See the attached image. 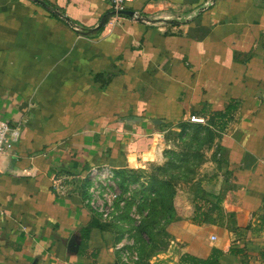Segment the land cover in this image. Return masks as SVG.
Instances as JSON below:
<instances>
[{
  "label": "crops",
  "instance_id": "0c3cea01",
  "mask_svg": "<svg viewBox=\"0 0 264 264\" xmlns=\"http://www.w3.org/2000/svg\"><path fill=\"white\" fill-rule=\"evenodd\" d=\"M204 1L126 0L149 22L115 14L97 28L107 0H0V118L21 131L0 158V264H139L118 173L145 168L149 151L160 162L190 122L213 128L219 150L152 231L149 261L264 264V0L198 13ZM103 165L117 176L112 218L84 183L53 188Z\"/></svg>",
  "mask_w": 264,
  "mask_h": 264
},
{
  "label": "rangeland",
  "instance_id": "374dc122",
  "mask_svg": "<svg viewBox=\"0 0 264 264\" xmlns=\"http://www.w3.org/2000/svg\"><path fill=\"white\" fill-rule=\"evenodd\" d=\"M176 136L178 141H175L173 147L163 149V159L160 162H152L151 158L145 168L131 172L137 180L125 182L122 188L130 191L125 221L130 220L132 226L147 229L146 233L140 231L142 264H152L149 260L152 259V233L156 232L155 228H164V220L170 213H176L185 193L189 198L194 197L202 163L216 157L219 150L215 146L216 131L206 124L190 122L189 125L179 127ZM210 149H213L211 153ZM153 179L163 185L160 186L161 190L157 189L161 195L158 199L152 195V187H149L152 186ZM155 203L158 209L154 208ZM140 220L142 224L139 225ZM158 238L159 235L156 239Z\"/></svg>",
  "mask_w": 264,
  "mask_h": 264
},
{
  "label": "built area",
  "instance_id": "2783aa9c",
  "mask_svg": "<svg viewBox=\"0 0 264 264\" xmlns=\"http://www.w3.org/2000/svg\"><path fill=\"white\" fill-rule=\"evenodd\" d=\"M111 6V10L119 11L125 9L126 0H107ZM218 0H205L204 3L198 7V13L212 7ZM60 17L69 22L65 16L59 12ZM133 19L141 18L145 22L149 19L139 16L134 12ZM181 20V15L176 16V21ZM73 29L77 30L76 25L69 22ZM190 120L193 122H201L202 118L191 116ZM19 126L12 125L11 123L0 118V158L4 156L20 138ZM117 176L112 171V168L107 165L92 166L81 177L72 176L68 174H60L52 179L53 188L61 191L62 193L68 192L69 183L78 182L80 185L84 183V189L88 193V202L90 205L102 213L104 218H112L116 213L113 201L118 199L119 190L116 185ZM112 187V188H111Z\"/></svg>",
  "mask_w": 264,
  "mask_h": 264
},
{
  "label": "trees",
  "instance_id": "16d2710c",
  "mask_svg": "<svg viewBox=\"0 0 264 264\" xmlns=\"http://www.w3.org/2000/svg\"><path fill=\"white\" fill-rule=\"evenodd\" d=\"M133 172L132 170L130 171H123V172H119L118 175L120 177V180H119V185L120 187H124V183L125 182H131V181H136L137 179L133 176V174L131 173ZM152 186L150 185L149 187L151 188L152 187V192L154 193V197H157V199L159 197H161L160 195V192L157 190L158 188L161 190V187L160 186H163V185H159L157 180H154L152 181ZM158 184V185H157ZM156 185L158 187H156ZM154 186V187H153ZM156 191V192H155ZM150 192V193H152ZM157 194V195H156ZM147 195V194H145ZM148 196V195H147ZM149 198V196H148ZM155 199V198H154ZM129 206V203L127 205V207ZM152 210H153V203H152ZM153 215L155 214V210L152 211ZM140 230L143 232H147V229L146 227H141ZM141 254V253H140ZM215 254V253H214ZM139 264H142L141 261L139 262ZM180 264H218V261L216 260L215 257H212V258H208V259H200V258H197V257H194V256H191L189 254H185L181 257L180 259Z\"/></svg>",
  "mask_w": 264,
  "mask_h": 264
},
{
  "label": "water",
  "instance_id": "95a60500",
  "mask_svg": "<svg viewBox=\"0 0 264 264\" xmlns=\"http://www.w3.org/2000/svg\"><path fill=\"white\" fill-rule=\"evenodd\" d=\"M115 14H121V15H127V16H130L132 17L134 12L133 11H130V10H119V11H113L111 10L110 12L104 14L102 16V18L100 19V22L97 26V28H100L111 16L115 15ZM137 20H142L141 18H137Z\"/></svg>",
  "mask_w": 264,
  "mask_h": 264
},
{
  "label": "clouds",
  "instance_id": "9594fccd",
  "mask_svg": "<svg viewBox=\"0 0 264 264\" xmlns=\"http://www.w3.org/2000/svg\"><path fill=\"white\" fill-rule=\"evenodd\" d=\"M141 147H144V145H142L140 142H135L128 145V151L130 153L129 160H134V156L132 154L135 153ZM145 158L148 159L155 157L152 155V152L149 151L145 153Z\"/></svg>",
  "mask_w": 264,
  "mask_h": 264
}]
</instances>
